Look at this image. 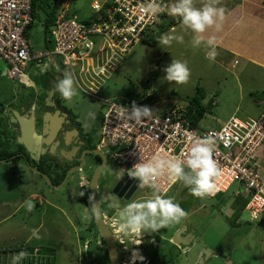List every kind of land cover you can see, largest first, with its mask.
I'll list each match as a JSON object with an SVG mask.
<instances>
[{
	"label": "rangeland",
	"instance_id": "rangeland-1",
	"mask_svg": "<svg viewBox=\"0 0 264 264\" xmlns=\"http://www.w3.org/2000/svg\"><path fill=\"white\" fill-rule=\"evenodd\" d=\"M223 1L221 0V3ZM94 2H102V0H64L61 7H66L69 18L86 20L92 14L91 7ZM203 2L204 0H196V6L201 7ZM40 3V0L35 3L33 11L35 15L32 16L31 28L27 36L31 49L36 53L52 50L54 46L53 36L49 34L48 39L45 40L43 34L44 12L40 8ZM220 6L227 8L225 4ZM235 6L238 4L234 3L226 10V20L219 32L210 29L205 33V42L209 37L214 38L215 41L230 23L233 24ZM167 19L175 23L163 33L155 32V44L139 41L127 51L107 78L99 80L98 83L93 82L94 88H97V97L91 96L81 88L86 89L91 86L84 76L78 73V67L74 68L73 72L63 67L61 57L57 54H53L51 59L46 56L27 62L23 72L27 80L33 81L34 84L37 83L38 76L50 69L61 74V79L66 72H70L75 79L78 95L71 103L66 102V104L80 116L88 118L89 123L92 121L91 125L96 129L91 137L93 142H97L100 136L96 121L105 109L103 99L115 100L123 104L135 102L140 106H149L156 110L155 113H161L172 106L185 107L187 98L195 93L197 87H201L204 90L202 104L205 106V113L197 122L199 129L218 128L231 115L240 118L259 116L264 108V65L246 59V55L238 51L223 50L219 43L215 44L218 55L215 60H210L206 54L211 49L206 43H202L199 47L193 46L194 34L183 27L179 17H174L168 12ZM163 34L182 35L184 42L178 43L173 40L170 46H162L159 40ZM226 36H223L222 40ZM172 60L187 62L191 72L187 84L177 85L163 79L164 68L170 65ZM5 66L4 61L0 59V104L3 108L14 90L21 88L19 93L24 90L30 91L26 84L13 80L6 74L1 75ZM3 90L7 91L4 93ZM89 111L94 112L95 117H98L89 121ZM85 129L87 130L86 127ZM6 168L8 169L6 164L0 163L1 188L11 194L13 192L25 194V197L36 194L41 198L42 195L43 199L38 200L39 206L36 205V200L27 199L36 206L31 212L27 211L25 206L21 208L15 215L17 224L14 227L11 223L9 227L4 222L0 223V264H13V257L21 251H26L28 257L19 264H94L92 259L98 258V253L94 249L89 251L91 255L87 254L85 257L88 252L83 247L88 238L85 230L86 213L77 200V193L72 189L75 188V181L67 182L56 189L46 184L40 175L32 171L20 176L18 173L12 175L5 170ZM125 172H130L127 166L118 164L115 159L108 156L99 184L106 178L114 179L118 174ZM239 187L238 183H233L225 193L199 199L191 194L183 182H176L166 194H162L174 200L187 197L188 200L184 203L185 211L196 207L197 211L190 219L199 224L203 244L210 246L211 251L218 255V257L211 256L208 264L226 263L219 254L228 255L233 264H264V221L261 222L264 217L261 219L250 217L245 209L244 195H235ZM4 190L0 192L3 193ZM153 191L152 188L144 187L136 192L134 198L140 197L137 201L151 199ZM100 193L101 191L99 195ZM145 194L150 198H141V195ZM3 209L7 207L1 208ZM23 213L34 217L29 219L24 228L22 225L19 226ZM39 222L40 227L34 232L32 228ZM7 246L16 249H8L4 252L2 248ZM34 248L36 251L32 253ZM132 251L130 250V255ZM130 258L122 264H131Z\"/></svg>",
	"mask_w": 264,
	"mask_h": 264
},
{
	"label": "built area",
	"instance_id": "built-area-1",
	"mask_svg": "<svg viewBox=\"0 0 264 264\" xmlns=\"http://www.w3.org/2000/svg\"><path fill=\"white\" fill-rule=\"evenodd\" d=\"M32 1L0 0V59L6 64V75L18 82L26 77L23 69L27 62L49 53L32 52L25 35L32 21ZM149 2H94L92 14L86 20L67 17L66 7H61L51 26L54 46L49 55H59L61 65L72 72L78 67V73L91 86L81 88L97 97L93 82L107 78L131 47L146 35L159 31L168 20L173 0H157L165 11L155 20L143 10ZM103 102L105 109L99 122L97 147L118 164L127 166L131 172L134 164L149 162L154 156L186 160L193 138L211 137L216 144L213 158L220 169L215 179L216 195L238 183L240 187L235 195H244L250 217H264V108L256 118L231 115L220 127L203 130L192 124L186 107L181 105L155 113V119L140 126L117 117L118 106L130 107V104L109 99ZM175 183L165 173L157 179L156 187L162 195Z\"/></svg>",
	"mask_w": 264,
	"mask_h": 264
},
{
	"label": "flooded vegetation",
	"instance_id": "flooded-vegetation-1",
	"mask_svg": "<svg viewBox=\"0 0 264 264\" xmlns=\"http://www.w3.org/2000/svg\"><path fill=\"white\" fill-rule=\"evenodd\" d=\"M59 79V74L50 69L38 76L36 84L29 80V84L25 86L30 91L24 90L19 93L21 88L13 91L8 100L9 106H19V111H17L23 115L24 119L21 122L24 125L28 124L27 119L32 118V126L29 127L30 135L31 139H35L34 144L38 146V152L37 154L30 153L23 144L19 143L20 121L13 119L10 113L9 115L5 114L3 128L0 126V155H4L0 157V162L5 161L4 163L13 175L16 173L20 176L27 175V173L34 172L30 167L36 168L46 174L55 185L62 182L67 175L65 183L75 181V188L72 189L77 193V200L84 213H88L90 208V180L99 169L96 187L99 207L102 210L101 216L115 237L121 264L129 260L130 250H138L144 256L143 261H135V264H208L211 256L218 257L211 251L210 246L203 244L199 224L190 219L192 214L197 211L196 207L186 211L187 218L176 226L161 229L155 234H145L142 238L143 242L139 246L132 245L127 238H124L123 244L120 243L121 238L114 223L116 210L107 206V198L118 199L121 206H125L131 199L134 202L140 198H134V196L144 186H141L139 182L135 184L137 181L135 179L122 180L123 173L118 174L114 179L106 178L99 184V178L107 164L108 155L97 147L98 141L93 142L91 139L92 133L96 132V129L91 125L92 121L89 123L88 118L80 116L68 107L66 101L55 91V85ZM99 121L100 116L96 121L97 125H99ZM95 149L104 154V162L99 154L92 152ZM32 156H37V160H34ZM40 176L45 180L42 175ZM56 180L58 181L56 182ZM81 192H84L83 196H81ZM141 198H150V196L145 194L141 195ZM186 200H188L187 197H180L174 202L186 209L184 207ZM85 225V230L88 233L85 248L88 252L85 257L87 254H92L89 253L92 249L96 252V246L100 244L98 258L92 259V263L99 264L103 260L100 255L106 249V245L98 232L94 219L86 220ZM174 239L178 242H174ZM219 256L224 262L226 261L224 264H233L228 255L219 254Z\"/></svg>",
	"mask_w": 264,
	"mask_h": 264
},
{
	"label": "clouds",
	"instance_id": "clouds-1",
	"mask_svg": "<svg viewBox=\"0 0 264 264\" xmlns=\"http://www.w3.org/2000/svg\"><path fill=\"white\" fill-rule=\"evenodd\" d=\"M220 5L221 0H204L201 7L196 6V0H175V3L168 9L170 15L179 17L183 27L194 34L193 46L199 47L202 43H206V46L211 49L206 54L210 60H215L218 53L215 50L214 38L209 37L205 42V33L210 29L216 32L222 29L226 20V8ZM99 7L100 5L97 4V11ZM143 10L155 20L158 19L160 13L165 11V8L157 0H150ZM173 40L183 43L184 37L182 35L163 34L159 43L162 46H170ZM164 72L163 79L177 85L187 84L191 75L187 62L180 60H172L170 65L164 68ZM28 82L27 77H25L24 81L20 83L27 84ZM55 91L64 101L69 103L78 95L75 79L70 72H66L63 78L58 80ZM155 111L149 106H140L132 102L130 107L118 106L117 117L120 120L132 121L144 126L146 121L156 118ZM88 117L90 120H94L95 113L89 111ZM215 151L216 144L211 137H197L192 139L186 160L154 156L149 162L134 164L129 176L137 180L141 186L152 188L154 190L153 198L134 201L125 206H121L118 199L107 198V206L116 210L114 223L121 238L120 243L123 244L124 238H127L132 245L139 246L143 242L142 238L145 234L158 233L161 229L174 226L187 218L188 213L179 203L174 202L172 198L160 195L157 190L156 181L165 173L171 177L174 183L183 182L194 197L199 199L214 197L217 191L215 179L220 174L219 166L213 158ZM83 195L84 192H81V196ZM89 202L90 208L85 219L91 221L100 218L102 210L93 195H89ZM24 206L27 211L31 212L35 204L28 200L25 201ZM33 231L35 232V230ZM86 244L85 241L84 249ZM27 257L28 253L21 251L13 257V264H19L21 260ZM143 259L144 257L138 250L132 251L131 264H135L136 260L143 261Z\"/></svg>",
	"mask_w": 264,
	"mask_h": 264
},
{
	"label": "crops",
	"instance_id": "crops-1",
	"mask_svg": "<svg viewBox=\"0 0 264 264\" xmlns=\"http://www.w3.org/2000/svg\"><path fill=\"white\" fill-rule=\"evenodd\" d=\"M172 3H175V0H173ZM234 3L238 4V6H235L236 10L232 16L234 17L233 24L230 23L228 25L227 29L223 31L221 36L215 40V44L219 43L223 47V50L230 52L238 51L243 53L246 55V59H251L257 63H260L261 65H264V0H224L221 4L227 5L226 10H228L232 5H234ZM223 36H226L224 40H222ZM50 51L51 50L46 52L50 53ZM49 53L47 56L52 58V55H49ZM53 71L55 72V70ZM2 72L3 70L1 71V75L6 74H2ZM60 75L61 74H59V77ZM28 84L29 82L26 85ZM3 91L5 93L7 90ZM5 105L6 106L3 110L4 112L9 111V109L10 111H19V106H9L10 103L8 102H6ZM9 113L10 112H8V115ZM3 125L4 119L0 122V126L2 128ZM0 163L5 165V163L2 161ZM5 170L12 174L9 169L6 168ZM0 190L4 189L0 187ZM2 192L3 193L0 192V223L4 222L8 227L10 226V223L12 224V227L17 224L14 219L15 215L16 213L20 212L21 208L24 207L25 201H28L27 199L36 200V205H38L39 199H43L42 195L41 198L36 194H30L25 197V194L21 195L15 192L11 194L5 190ZM3 207H7V209L1 210ZM30 215L23 213V216L19 220L20 227L21 225L23 228L26 227L29 219L34 218L32 215ZM39 227L40 222L32 229L36 232ZM2 249L5 252L8 249H16V247L12 248L11 246H7ZM34 251H36L35 248L33 249L32 253Z\"/></svg>",
	"mask_w": 264,
	"mask_h": 264
},
{
	"label": "water",
	"instance_id": "water-1",
	"mask_svg": "<svg viewBox=\"0 0 264 264\" xmlns=\"http://www.w3.org/2000/svg\"><path fill=\"white\" fill-rule=\"evenodd\" d=\"M5 73H6V66L4 67L2 74H5ZM5 114L8 115V111L7 112H0V118L4 119V116H6ZM10 115L12 116L13 119H17L20 121L19 126H20V130H21V135L18 138L19 143L23 144L26 147L28 152L37 154L38 146H36L34 144L35 139H31L32 138L30 135L31 130L29 128L30 126H32V118L27 119L26 121H28L27 122L28 124L24 125L23 122H21V120H23L24 117L17 110L10 111ZM11 121H13V120L11 119ZM33 135H36V133H33ZM92 152L99 154L102 161L103 162L105 161V156L100 150L95 149V150H92ZM32 158L34 160H37V156H32ZM30 168L32 169V171L42 175L45 178L48 185L53 187V188H56V189L61 188L63 186V184L65 183L66 178H67V175H66V177L63 179L62 182L55 185L50 181L49 177L46 174H44L43 172H41L40 170H38L36 168H32V167H30ZM98 172H99V169L96 170V172L94 173V175L92 176V178L90 180V195L94 196V198H95V200L99 206L98 197H97V187H96ZM121 179L122 180L123 179H129V181L133 180V178H131L129 176V174L126 172L123 173V175L121 176ZM135 184H138V181H136ZM94 222H95V225L98 229L100 236L102 237V239L104 240V243L106 245V251L108 254L110 264H120V260L118 258V250H117L114 235L112 234V232L110 231V229L106 225L102 216L98 219H94ZM173 241L176 243L178 242L176 239H174ZM203 259H204V257H203Z\"/></svg>",
	"mask_w": 264,
	"mask_h": 264
},
{
	"label": "trees",
	"instance_id": "trees-1",
	"mask_svg": "<svg viewBox=\"0 0 264 264\" xmlns=\"http://www.w3.org/2000/svg\"><path fill=\"white\" fill-rule=\"evenodd\" d=\"M37 1L38 0L32 1V16L35 15L33 13V11H34V7H35V3H37ZM40 1H41V3H40L41 7L40 8L44 12V18H43V22H42L43 34H44L45 40H47L49 37V34H50L51 26H52V24L56 18V14L58 13L59 9L61 8V3H63L64 0H40ZM66 16H67V14H66ZM174 23H175V21H173V20H167V22H165L164 24L161 25L159 32L163 33L168 28H170L172 26V24H174ZM30 28H31V23L25 32L26 36L29 35ZM154 35H155V33L153 35L148 34L141 41L147 42L150 44H155V39H154L155 36ZM60 79H61V75H60ZM203 98H204V90L201 87H197L195 93H193L192 96L187 98V104L185 106L186 107V113H187L189 119L191 120V122H193L192 124L195 126H197V122L203 117V115L205 113V106L202 104ZM3 109L4 108L0 104V112H2ZM2 120L3 119L0 118V122ZM2 156H4V155H0V157H2ZM58 180H56V182ZM245 203H246V201H245ZM263 221H264V219L261 222H263ZM100 247H101L100 244L96 246V253H98V254H99L98 249H101ZM100 256L103 258V260L101 261L102 263L110 264L109 259L107 257L106 249L103 250V253Z\"/></svg>",
	"mask_w": 264,
	"mask_h": 264
},
{
	"label": "bare ground",
	"instance_id": "bare-ground-1",
	"mask_svg": "<svg viewBox=\"0 0 264 264\" xmlns=\"http://www.w3.org/2000/svg\"><path fill=\"white\" fill-rule=\"evenodd\" d=\"M23 79H25V78L23 77Z\"/></svg>",
	"mask_w": 264,
	"mask_h": 264
}]
</instances>
